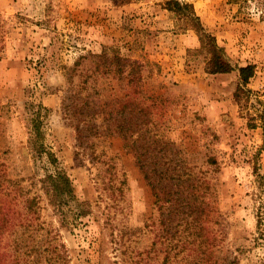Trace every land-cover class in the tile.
<instances>
[{"label":"rangeland","instance_id":"rangeland-1","mask_svg":"<svg viewBox=\"0 0 264 264\" xmlns=\"http://www.w3.org/2000/svg\"><path fill=\"white\" fill-rule=\"evenodd\" d=\"M179 1L233 71H205L163 0H0V264H264V0ZM37 114L76 198L58 213L28 145Z\"/></svg>","mask_w":264,"mask_h":264},{"label":"trees","instance_id":"trees-1","mask_svg":"<svg viewBox=\"0 0 264 264\" xmlns=\"http://www.w3.org/2000/svg\"><path fill=\"white\" fill-rule=\"evenodd\" d=\"M120 5L129 4L135 0H112ZM163 7L169 12L175 13L191 27L199 35V41L201 49L207 55V61L205 71L209 74H224L234 70L232 65L227 60L223 48L219 47L215 38L208 34L200 24L199 18L196 16L194 8L189 3H183L179 0H163ZM99 61V65L104 67L106 71H113L116 75H123L127 72L129 77V83L135 82L138 79L139 63L127 58L120 57L118 55L109 56L105 52L99 55H93ZM235 70L238 72V83L234 91V100L241 110L246 109L250 100V90L247 89V85L250 80L255 76V66L246 65L238 67ZM38 114L32 119V125L30 128L29 148L38 156H44L48 163L53 167V173H46L41 180L43 189H45L48 195V202L54 207V212L58 213L63 206L68 205L72 201H76L73 193L71 182L67 175L61 171L58 166L56 156L44 145V133L41 128L42 122L38 118ZM252 122L258 120L259 127L264 134V109L257 111L256 115L250 117ZM249 120V121H250ZM252 128L256 127L253 123ZM27 209H32V206L36 204L35 198L26 200ZM60 215V213H59ZM0 230L3 231V226H0ZM195 243H193L194 246ZM201 242L197 245L200 246ZM178 247V246H177ZM196 246L192 251L196 250ZM206 251V249H204ZM204 251V252H205ZM202 259L198 255L193 260ZM168 260V259H167ZM208 260V259H207Z\"/></svg>","mask_w":264,"mask_h":264}]
</instances>
